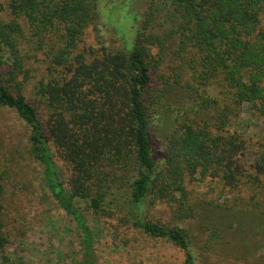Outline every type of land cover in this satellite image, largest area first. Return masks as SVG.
<instances>
[{"label":"trees","instance_id":"1","mask_svg":"<svg viewBox=\"0 0 264 264\" xmlns=\"http://www.w3.org/2000/svg\"><path fill=\"white\" fill-rule=\"evenodd\" d=\"M127 2L9 0L8 18H0V109L26 127L29 153L79 232L82 264L95 263L80 202L97 215L121 213L131 227L178 248L181 264H197L188 230L151 220L147 203L175 200L178 219L190 217L186 183L206 177L217 190L249 184L264 196V139L243 137L239 120L246 102L264 122V0H145L141 16ZM102 9L129 15L128 33L113 23L109 30L122 47H102L88 59L72 54L85 27L111 25ZM51 39L50 76L33 83V105L21 93L25 61ZM167 47L175 64L164 75L156 67ZM50 146L68 170L66 186ZM3 174L0 162V200ZM5 242L0 203V250Z\"/></svg>","mask_w":264,"mask_h":264},{"label":"rangeland","instance_id":"2","mask_svg":"<svg viewBox=\"0 0 264 264\" xmlns=\"http://www.w3.org/2000/svg\"><path fill=\"white\" fill-rule=\"evenodd\" d=\"M144 1L128 0L127 9L134 11V16H141ZM8 2L0 0V18L4 20L8 18ZM102 15L111 25L100 20L96 29L91 25L85 27L72 54L81 53L88 59L102 53V47H122L121 37H112L109 30L113 23L122 35L128 33L129 15L120 17V13L105 9H102ZM138 22L139 19L133 23L137 25ZM260 27L264 30V14L260 18ZM24 30L27 34V28ZM52 41L54 39L49 43L44 41L41 48L25 61L28 74L21 93L33 105H37L31 94L33 83L50 76L51 54L47 55V52ZM23 48L26 51L27 46ZM171 57L170 47H167L156 67L159 73L167 75L173 71L175 63ZM239 120L243 137L253 141L264 139V122L249 115L246 102L241 104ZM154 131L155 139L160 138L161 131L157 127ZM50 150L57 177L66 186L68 170L52 146ZM244 159L249 163L250 154L245 153ZM0 162L4 170L1 219L6 238L0 250V264H82L78 230L52 197L42 166L29 153L26 127L12 111L4 109H0ZM215 180L206 177L200 183H186L195 209L190 217L178 219L175 200L155 199L147 203L149 218L185 227L197 264H264V196L254 195L251 192L254 188L249 184L240 190H217L213 186L220 185ZM79 204L93 232L95 264L182 263L178 248L131 227L122 219L121 213L97 215L87 210L83 202Z\"/></svg>","mask_w":264,"mask_h":264}]
</instances>
